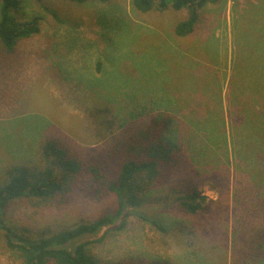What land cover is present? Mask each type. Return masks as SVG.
<instances>
[{"label":"rangeland","instance_id":"1","mask_svg":"<svg viewBox=\"0 0 264 264\" xmlns=\"http://www.w3.org/2000/svg\"><path fill=\"white\" fill-rule=\"evenodd\" d=\"M24 3L17 20L38 16L41 31L13 53L0 45V188L13 169L44 168L48 140L82 159L127 111L168 116L201 175L203 210L194 219L163 214L171 198L158 189L151 198L161 202L140 212L171 219L162 221L166 233L133 216L77 244L90 242L100 264H264V0L208 3L184 38L176 27L189 18L185 9L143 13L133 0ZM102 112L107 126L95 120ZM115 210L116 198L92 201L82 184L49 200L13 201L0 222V264H29L10 248L9 231L33 239Z\"/></svg>","mask_w":264,"mask_h":264},{"label":"trees","instance_id":"2","mask_svg":"<svg viewBox=\"0 0 264 264\" xmlns=\"http://www.w3.org/2000/svg\"><path fill=\"white\" fill-rule=\"evenodd\" d=\"M70 1L83 5L94 1L105 3L108 0ZM214 1L133 0V6L143 13L155 7L164 10L169 6L176 11L187 10L189 18L176 27V35L184 38L194 32L199 10ZM24 7V0H0V45L6 53H13L19 42L41 31L38 16L22 23L17 20V15L24 11ZM126 113V119L108 124V130L114 125V131L100 146L88 150L85 158L73 156L70 146L60 141L48 140L41 151L44 168L31 170L21 167L9 172V182L0 188V222L13 201L53 199L58 194H67L80 184L86 190V197L92 201L116 198L114 214L95 221L82 222L56 233L44 230L33 239L9 231L10 248L19 250L29 264H40L47 257H55L65 264H100L89 252L91 243L77 244L78 240L85 236H96L107 227L114 226L110 231L119 230L133 216L166 233L162 221L164 223L171 219L160 220L140 212L144 203L161 202L160 198H151L158 189L165 188L167 192L162 197L171 198L165 201L168 208L161 211L163 214L194 219L203 210L207 198L197 189L202 178L189 165L186 153L174 139L176 131L173 118L162 115L145 117L137 110ZM100 115L103 118L95 120L100 126H107L106 114L102 112ZM179 190L182 191L177 194ZM205 211L211 215L210 208Z\"/></svg>","mask_w":264,"mask_h":264},{"label":"crops","instance_id":"3","mask_svg":"<svg viewBox=\"0 0 264 264\" xmlns=\"http://www.w3.org/2000/svg\"><path fill=\"white\" fill-rule=\"evenodd\" d=\"M199 21V20H198ZM198 23V22H197Z\"/></svg>","mask_w":264,"mask_h":264}]
</instances>
